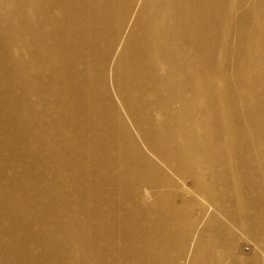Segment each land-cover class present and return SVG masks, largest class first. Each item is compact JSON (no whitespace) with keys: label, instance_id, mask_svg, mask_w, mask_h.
Wrapping results in <instances>:
<instances>
[{"label":"bare ground","instance_id":"6f19581e","mask_svg":"<svg viewBox=\"0 0 264 264\" xmlns=\"http://www.w3.org/2000/svg\"><path fill=\"white\" fill-rule=\"evenodd\" d=\"M7 1L0 257L38 231L44 264H264V0Z\"/></svg>","mask_w":264,"mask_h":264},{"label":"rangeland","instance_id":"374dc122","mask_svg":"<svg viewBox=\"0 0 264 264\" xmlns=\"http://www.w3.org/2000/svg\"><path fill=\"white\" fill-rule=\"evenodd\" d=\"M7 0H0V51H2V49L8 47L11 42H12V35H11V7L9 5L6 4V6L3 8L4 4L6 3ZM13 0H8L7 2H11ZM18 17V16H16ZM23 51L20 50L18 52V55H22ZM115 61V57L112 60V65ZM112 80V66L111 68L109 67V69L105 72V83L107 84V86L109 87V91L112 97H114V92L111 90L110 88V83ZM233 104V102H232ZM8 155V153L5 152V157ZM4 157V156H3ZM4 157V160H5ZM21 169H19V171H21ZM205 179L209 178V175H206L204 177ZM187 179V186L189 188H194V184L192 182V179L189 176H186ZM171 192L173 194V196H176V192L175 190L171 189ZM192 199L194 197H191ZM176 208H177V212L178 214L181 216V218L184 216V213L186 210L188 212V215L191 211V209H196L200 210V207L195 205L190 199H186V200H182L180 201L178 198H176ZM197 216L195 215L193 217V219L188 222V224H186L184 221H178L175 222L174 225L172 226L173 229V234L171 235L170 239L174 240L176 242L177 241V226L180 223L182 226H184V228L190 227L193 228L194 226L192 225V222L197 224ZM206 221V220H205ZM205 223V222H204ZM206 223H208V220L206 221ZM210 227H213V224H209ZM39 228V225L37 226ZM3 231V235L4 238H9L10 234V228L6 225V226H0V231ZM1 231V232H2ZM17 239L20 240L21 239V234H14L12 235V239H11V243L10 245H5V248H7V253L4 256L0 257V263H8V264H44L43 262H45V258H41V252H40V247L38 245H36L37 243H39L40 240V234H38V231L33 235L32 239H35L37 241V243L31 241L30 243H28V245H23L20 241V243H17ZM199 239V238H198ZM179 243V242H178ZM180 246H184L185 248H187V244L188 242H184L181 241ZM239 246L236 249L237 253V259H253L254 254H253V250H254V246L252 241H250V238H244L241 239L239 241ZM70 248V252L74 253L75 252V248L69 247ZM42 250V249H41ZM10 253L15 257V259H13L10 262ZM203 253V251H202ZM58 254V248L55 250V255ZM166 258H171V257H176L177 256V252L174 251H169L163 254ZM57 258V256H55ZM223 262H226V260L223 259ZM47 264H54L53 262L49 263L47 262ZM133 264H140L139 260L138 261H134Z\"/></svg>","mask_w":264,"mask_h":264}]
</instances>
